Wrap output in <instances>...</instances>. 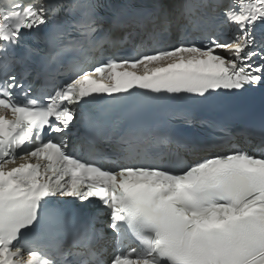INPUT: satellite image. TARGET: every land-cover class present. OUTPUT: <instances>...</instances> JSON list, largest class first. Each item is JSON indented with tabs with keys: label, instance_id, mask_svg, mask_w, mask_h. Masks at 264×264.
<instances>
[{
	"label": "snow or ice",
	"instance_id": "snow-or-ice-1",
	"mask_svg": "<svg viewBox=\"0 0 264 264\" xmlns=\"http://www.w3.org/2000/svg\"><path fill=\"white\" fill-rule=\"evenodd\" d=\"M258 25L264 0H0V264H264V127L189 162L211 146L171 120L230 129L156 110L264 85Z\"/></svg>",
	"mask_w": 264,
	"mask_h": 264
}]
</instances>
